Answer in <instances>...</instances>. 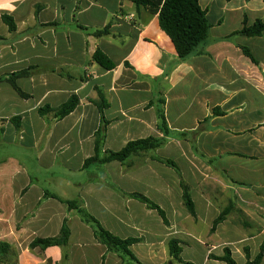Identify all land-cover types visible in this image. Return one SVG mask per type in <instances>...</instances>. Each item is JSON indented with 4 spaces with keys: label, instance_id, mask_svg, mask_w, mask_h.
Listing matches in <instances>:
<instances>
[{
    "label": "crops",
    "instance_id": "crops-1",
    "mask_svg": "<svg viewBox=\"0 0 264 264\" xmlns=\"http://www.w3.org/2000/svg\"><path fill=\"white\" fill-rule=\"evenodd\" d=\"M199 5L207 40L180 60L157 14L130 0H0V79L29 72L16 80L26 98L0 81V242L11 248L3 264H227L216 259L226 249L236 264L255 259L264 241V29L242 31L264 24V0ZM71 96L78 105L63 118L38 112ZM97 133L101 155L141 139L159 144L85 165ZM64 201L138 239L129 247L137 262L101 244ZM64 220L65 244L29 247L58 236Z\"/></svg>",
    "mask_w": 264,
    "mask_h": 264
},
{
    "label": "trees",
    "instance_id": "trees-1",
    "mask_svg": "<svg viewBox=\"0 0 264 264\" xmlns=\"http://www.w3.org/2000/svg\"><path fill=\"white\" fill-rule=\"evenodd\" d=\"M136 6H142L146 8L149 12L157 14L158 22L160 28L166 33L170 38L176 54L180 60L185 59L189 55L198 51V49L203 46L207 40L208 32L211 24L205 16V11L200 7L199 0H130ZM2 21L8 26L10 31H13L15 26L12 19L8 16H2ZM264 29V24H256L252 28L244 29L242 32L247 35H256ZM108 33V27L97 31L95 34L100 36ZM93 60L104 68H111L112 63L99 51H96L93 55ZM29 75L28 70H24L18 73L11 74L6 79L0 81H6L12 88L17 92L20 97L26 98L27 95L23 93L17 86L16 80L20 77H26ZM98 97L103 100L101 93L98 92ZM78 105V98L76 96H71L65 103L56 109H51L48 106L42 107L38 110L40 114H45L48 112H53L54 116L57 118H63L69 113H71ZM100 111L104 108L101 102L98 104ZM162 119L163 117L160 115ZM102 136L100 133L96 134L95 144H94V154L92 157L85 160V165L89 163H107L111 161L123 162L129 156L139 151L151 150L158 146L159 140L155 138H147L136 141L128 142L121 150L117 152L108 151L104 155L100 154L102 146ZM168 164H172L168 162ZM54 197V196H52ZM141 202L145 203L149 208L157 210L161 217H164V212L154 203L149 201L147 198L141 195H135ZM182 199L185 207L190 214L194 215L193 205L188 193V189L183 187ZM70 209H75L80 214L82 220L89 223L93 227V232L96 239L107 249L114 251L121 256L128 257L135 262L136 258L131 253L129 247L138 242L135 238L121 239L112 233L105 230L98 221L93 218L86 210L80 208L76 201H64ZM226 212L223 211L214 220L213 228L216 224L221 222L225 218ZM69 235V230L66 221H63L60 233L56 237L45 238V239H34L30 242L29 247L33 248L39 246L44 249L49 246L63 245L66 243ZM169 254L174 260L180 261L179 254L180 248L175 240H172L168 244ZM11 248L5 242H0V264H3L5 258L10 256ZM264 256V241L260 245V250L255 259L248 264H258L261 258ZM226 262L227 264H236L235 261L230 256L229 251L226 249L222 257L216 258Z\"/></svg>",
    "mask_w": 264,
    "mask_h": 264
}]
</instances>
